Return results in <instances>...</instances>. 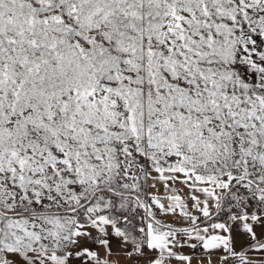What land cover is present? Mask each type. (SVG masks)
<instances>
[{
  "label": "snow or ice",
  "instance_id": "snow-or-ice-1",
  "mask_svg": "<svg viewBox=\"0 0 264 264\" xmlns=\"http://www.w3.org/2000/svg\"><path fill=\"white\" fill-rule=\"evenodd\" d=\"M0 264H264V0H0Z\"/></svg>",
  "mask_w": 264,
  "mask_h": 264
}]
</instances>
